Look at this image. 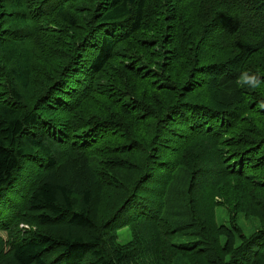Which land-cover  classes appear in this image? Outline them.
<instances>
[{
  "label": "trees",
  "instance_id": "trees-1",
  "mask_svg": "<svg viewBox=\"0 0 264 264\" xmlns=\"http://www.w3.org/2000/svg\"><path fill=\"white\" fill-rule=\"evenodd\" d=\"M242 71L264 0H0V264H264Z\"/></svg>",
  "mask_w": 264,
  "mask_h": 264
},
{
  "label": "rangeland",
  "instance_id": "rangeland-1",
  "mask_svg": "<svg viewBox=\"0 0 264 264\" xmlns=\"http://www.w3.org/2000/svg\"><path fill=\"white\" fill-rule=\"evenodd\" d=\"M216 218H217L219 223H222L224 225L227 224L228 216H227V213H226V211L224 209H222V208H217L216 209ZM238 223L241 226L244 234H246V235H249L250 233H252L255 230V228L257 227V225H258L257 222H255V221H253L251 219H246L243 216L239 217ZM20 228H21V230H22V228L24 230H26V229H28V226L21 225ZM118 236H119L118 237L119 238L118 241L121 242V243H125L126 241L130 240V238H131L129 236V234H128L127 229L121 230L119 232ZM0 239L3 242H7L8 237H7V234H6L5 231H1L0 230ZM3 246H5V245H3ZM4 250H5V252H7L9 250V247L6 245L4 247Z\"/></svg>",
  "mask_w": 264,
  "mask_h": 264
},
{
  "label": "clouds",
  "instance_id": "clouds-1",
  "mask_svg": "<svg viewBox=\"0 0 264 264\" xmlns=\"http://www.w3.org/2000/svg\"><path fill=\"white\" fill-rule=\"evenodd\" d=\"M236 84L238 87H248L252 89H257L264 85V80H262L260 76L255 73L242 71L239 77L236 79ZM259 106L264 107V102H261Z\"/></svg>",
  "mask_w": 264,
  "mask_h": 264
}]
</instances>
